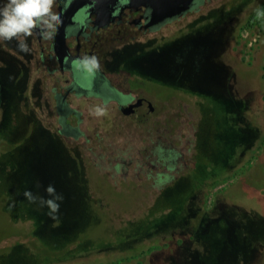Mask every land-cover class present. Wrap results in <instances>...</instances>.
I'll return each instance as SVG.
<instances>
[{
    "label": "rangeland",
    "instance_id": "obj_1",
    "mask_svg": "<svg viewBox=\"0 0 264 264\" xmlns=\"http://www.w3.org/2000/svg\"><path fill=\"white\" fill-rule=\"evenodd\" d=\"M201 8L219 9L211 11L215 19L209 34L206 35L208 28H205L196 32L201 34L196 40L191 37L183 41L164 39L159 43L155 58L145 55L144 69L140 64L146 59L144 54L124 61L125 65L152 74L144 86L151 98L171 100L160 107L163 116L170 113L173 119L179 116L180 120H194L198 130L196 165L188 176L176 180L170 187H156L153 176L147 177L144 170L137 172L133 164L127 176L122 174L127 171L124 168L110 177L104 166L96 162L95 154L100 151L109 163L118 153L98 150L96 140L87 132L64 139L66 146H61L59 137L52 133L59 134L60 116L46 105L44 80L36 84L34 95L39 107L35 111L27 101L23 107L29 108L28 111L18 104L22 100L17 103L18 83L14 84L11 79L0 81L3 88L0 94L8 98L15 113L10 127L5 121L1 124L4 128L0 133L4 132L0 138V153L4 151L1 157L16 158L15 150L11 154L7 151L15 145L7 138L20 134L18 139H22L23 144L31 138L30 157H25L21 165L32 164L31 174L27 173L30 184L26 180L16 187H3L9 180L0 159V190L10 193L7 199L0 197V264H127L139 261L141 256L144 264H157L158 256L163 255L160 240H171L175 231L160 228L168 226L170 221L177 227V223L188 224L194 220V196L201 187L193 178L229 176L234 173L237 161L249 153L243 165L250 169L252 154L264 153V0H212ZM260 9V14L254 16ZM199 14L196 13V17ZM203 19L204 16L197 18L196 23ZM226 21L234 28V34L229 36L223 55L225 45L221 36L224 27L228 28ZM179 23L183 22L167 25L166 35L174 33ZM239 31L242 47L236 43ZM188 68L195 77L188 81L189 85L180 78ZM176 71L179 76H174ZM78 113L85 117L83 111ZM24 130L23 134H30L23 137ZM255 139H258L257 144L250 149ZM81 158L83 165L75 166L73 160L77 164V159ZM16 164L17 161L11 160V166L16 167ZM258 165V177L262 178L260 183L254 182L258 196L250 195V189L245 188L251 177L231 187H217L219 193L224 194L222 200L240 203L252 209L250 212L254 210L252 216H241L242 226L236 233L234 230L221 234L216 240L217 250H211L214 239L208 237L207 232L206 237L201 231L197 232L191 247L179 251L175 264H264V160L260 159ZM49 185L63 197L58 201L60 210L55 221L49 218L48 208L42 207L40 201V198H50L45 191ZM26 191L31 192L36 202L25 197ZM4 207L7 210L9 207L11 212ZM214 215L222 221L230 217Z\"/></svg>",
    "mask_w": 264,
    "mask_h": 264
},
{
    "label": "flooded vegetation",
    "instance_id": "obj_2",
    "mask_svg": "<svg viewBox=\"0 0 264 264\" xmlns=\"http://www.w3.org/2000/svg\"><path fill=\"white\" fill-rule=\"evenodd\" d=\"M73 1L55 0L53 11L62 22L56 26L51 38H44L37 29L26 38L27 50H21L16 39L0 40V81L11 79L14 84L18 83V88L15 89V93L19 94L17 103L23 96L35 111L39 107L34 95L36 84L44 80L46 105L60 116L61 127L58 133L63 139L76 138L78 134L87 132L96 140L98 150L106 149L104 152L107 154L118 153L116 158H110L111 162L107 163L101 152L96 151V162L104 166L110 177L124 168L127 171L122 174L127 176L133 164L137 172L144 170L147 177L153 176L156 187L172 186L176 180L188 176L196 165L198 130L194 120H180L179 116L173 119L170 113L163 116L160 107L171 100L151 98L144 86L152 74L148 75L144 70L125 65L124 61L130 56L139 57L142 54L144 58H155L158 47L160 48L159 43L164 39L178 41L191 37L196 40L201 36L200 33L197 36L196 32L205 28H208L206 35L209 34V27L215 19L211 11L219 9L201 8L212 0H193L187 10L156 20L152 16L153 7L148 1L88 0L70 12L69 7ZM7 2L8 0H0V7ZM198 12L201 14L196 17ZM260 12L261 9L254 16ZM203 16L202 22L196 23L197 18ZM173 22L183 23H179L174 33L166 35V26ZM225 26L228 28L224 27L221 36L225 45L223 55L228 38L234 31L227 21ZM61 30L64 32V47L58 43V32ZM236 38V43L242 47L240 31ZM93 58L95 64L92 63ZM146 63L147 58L140 63L143 69ZM189 67L191 69L192 65ZM190 69L180 75L187 85L188 81L195 79ZM176 75L179 76L177 71L174 76ZM0 90L3 91L1 83ZM12 108L8 98L6 100L0 94V133L4 129L1 124L6 121L5 113ZM79 110L83 111L85 117L80 116ZM191 116L192 112L189 117ZM252 159L250 169H245L244 157H241L233 166L234 173L224 178L222 175L210 179L193 178L194 181H199L198 187H201L194 196V220L188 224L177 223V227L175 222L170 221L168 226L160 228L177 230L179 233L172 232L173 240H160L159 248L163 255L158 256L157 264H175L179 251L189 249L199 231L205 237L207 232L208 237L214 239L211 240V250H217L216 240L221 234L234 230L236 233L242 226L239 222L242 217L252 216L254 210L250 212L252 209L249 210L240 203L222 200L221 196L224 194L221 195L217 189L231 187L232 184L251 177L245 188L250 189V195L258 196L259 191L254 182L260 183L262 180L258 177V161L264 158L256 152L252 154ZM83 163L82 158L77 159L78 167ZM207 187H213V191ZM229 212L233 215L230 216ZM215 213L223 215L222 218L228 215L230 217L222 221ZM173 224L175 226L170 227ZM231 236L239 239L233 234ZM130 244L133 246L132 242ZM150 251L151 249L149 253ZM141 257V260L138 258L139 261L129 262V258L125 261L129 262L127 264H144L145 260Z\"/></svg>",
    "mask_w": 264,
    "mask_h": 264
},
{
    "label": "clouds",
    "instance_id": "obj_3",
    "mask_svg": "<svg viewBox=\"0 0 264 264\" xmlns=\"http://www.w3.org/2000/svg\"><path fill=\"white\" fill-rule=\"evenodd\" d=\"M55 0H8L0 7V40L19 41L18 47L27 50L26 38L31 36L37 29L44 38H51L56 26L62 21L53 11ZM23 38V39H22ZM95 64V58L92 59ZM45 191L49 199L40 198L41 206L48 208L46 213L53 221L58 219L62 196L56 193L54 186L49 185ZM25 197L30 202H36L31 192L26 191Z\"/></svg>",
    "mask_w": 264,
    "mask_h": 264
},
{
    "label": "trees",
    "instance_id": "obj_4",
    "mask_svg": "<svg viewBox=\"0 0 264 264\" xmlns=\"http://www.w3.org/2000/svg\"><path fill=\"white\" fill-rule=\"evenodd\" d=\"M21 104H20V106L22 105V110H29V108H25V107H23V103H24V101H27L28 102V100L27 99H25V97H23V96H21ZM28 105H29V103H28ZM20 108V107H19ZM250 108V107H249ZM14 108H12V109H10L9 111H6V113H5V117H6V121H5V124L6 123H8L7 125L10 127L11 126V124L13 123V120H14V118H15V113H13L12 112V110H13ZM33 113V112H32ZM24 114V113H23ZM28 120L30 121V118H28ZM15 122V121H14ZM6 125V128H8V126ZM43 125V124H42ZM43 127L47 130V131H50L48 128H46L45 127V125H43ZM259 127V126H258ZM260 129V128H259ZM26 130V129H25ZM25 130L21 133V135H23V137L24 136H27V135H29L30 133L29 132H27V133H25V134H23L24 132H25ZM53 131V130H52ZM51 131V132H52ZM53 134H55L57 137H59V141H60V144H61V146H66L65 145V143L66 142H64V139L62 138V136L61 135H59V134H56V133H54V132H52ZM19 135L20 134H17L14 138H12L13 136H9L7 139H8V141L9 142H12V143H14L15 145L14 146H12L11 148H9V149H7V151L9 152V154H11L10 152H12V151H14L15 150V152H16V158L15 159H12V158H7V157H5V156H2L1 157V154L2 153H4V151H1V153H0V159L2 158L3 159V163H2V167H3V172H4V174L6 175V176H8V182H5V185H4V183H3V187H16L18 184H20V183H24V181H26V180H28L29 181V179H27L28 178V176H27V173L29 174H31V172H32V164L30 165V162L28 163V164H26V165H24V166H22L21 165V162H23V159L26 157V158H29L30 157V152H31V144H30V139L31 138H28V143H26V144H23V142L24 141H22V139L21 140H19L18 139V137H19ZM2 137H3V134L1 135ZM258 139H255L254 140V142L252 143V145L249 147L250 149L251 148H253V146L255 145L254 143H256V141H257ZM254 144V145H253ZM68 147V146H67ZM69 149V148H68ZM249 149V150H250ZM248 150V151H249ZM69 153H71V151L69 150ZM246 154V153H245ZM244 158H245V155L243 156ZM7 158V159H6ZM71 159H73V157H72V155H71ZM11 160H13V161H17L18 162V164H16V167H15V165H12L11 166ZM2 161V160H1ZM32 161V163H33V160H31ZM73 162H74V165L75 166H77L78 167V165L77 164H75V161L73 160ZM18 166H19V169H18ZM3 174V175H4ZM29 184H30V181H29ZM23 186H26V185H23ZM22 187V186H21ZM208 189H209V187H207ZM211 188H213V187H210V189ZM209 189V190H210ZM196 192V191H195ZM207 192H208V190H207ZM197 193V192H196ZM1 196H5V199H7V197H9L10 196V193H9V191H5L4 189L3 190H0V197ZM4 210H6V211H10V208L8 207V210L4 207ZM13 210H14V208H13ZM8 211V212H9ZM11 212V211H10ZM14 213H15V211H14ZM11 215V214H10ZM12 216V215H11ZM21 246V245H20ZM26 248V247H25ZM28 249V248H27ZM30 250V249H29Z\"/></svg>",
    "mask_w": 264,
    "mask_h": 264
},
{
    "label": "water",
    "instance_id": "obj_5",
    "mask_svg": "<svg viewBox=\"0 0 264 264\" xmlns=\"http://www.w3.org/2000/svg\"><path fill=\"white\" fill-rule=\"evenodd\" d=\"M88 0H74L69 11L73 12L79 6L85 4ZM151 3L153 10L152 16L154 19H162L175 14H178L184 10H187L192 4L193 0H143ZM59 40L58 43L60 46L64 47V32L61 30L58 32Z\"/></svg>",
    "mask_w": 264,
    "mask_h": 264
},
{
    "label": "crops",
    "instance_id": "obj_6",
    "mask_svg": "<svg viewBox=\"0 0 264 264\" xmlns=\"http://www.w3.org/2000/svg\"><path fill=\"white\" fill-rule=\"evenodd\" d=\"M259 138H260V137H259ZM259 138H258V139H259ZM259 140H260V139H259ZM254 144L256 145V144H257V141H256V143H254ZM254 144H253V145H254ZM255 145L253 146V149H254ZM257 150H259V148H257L256 151H257ZM258 152H259V151H258ZM249 155H250V153H249ZM249 155H248V156L246 155L247 157L245 156L244 161H245L246 159H248ZM260 155L262 156V158H264V153H260ZM243 156H244V155H243ZM243 156H242V157H243Z\"/></svg>",
    "mask_w": 264,
    "mask_h": 264
}]
</instances>
